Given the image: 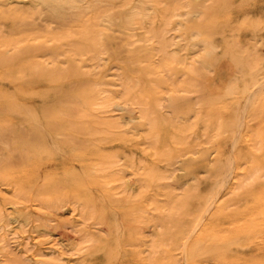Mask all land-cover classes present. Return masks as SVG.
<instances>
[{"label": "bare ground", "instance_id": "bare-ground-1", "mask_svg": "<svg viewBox=\"0 0 264 264\" xmlns=\"http://www.w3.org/2000/svg\"><path fill=\"white\" fill-rule=\"evenodd\" d=\"M245 2L0 0V264H243L190 241L206 216L261 197V166L225 145L264 70L246 67L241 38L205 31L238 28ZM219 54L238 72L223 108L235 115L198 133L192 116L223 117L188 89ZM217 137L212 156L203 144Z\"/></svg>", "mask_w": 264, "mask_h": 264}, {"label": "rangeland", "instance_id": "rangeland-1", "mask_svg": "<svg viewBox=\"0 0 264 264\" xmlns=\"http://www.w3.org/2000/svg\"><path fill=\"white\" fill-rule=\"evenodd\" d=\"M233 17L240 24L238 28L235 24L232 25V22L227 26V20L219 19L209 23V28L206 24L205 31L211 35V40L216 44L222 40L233 38L237 46V40L241 38V44H238L237 49H240L241 58L246 61V67L255 66V70L263 71L264 0H246L243 11L239 14L236 13ZM224 31L225 35L223 34ZM225 36L226 38H224ZM221 52V49L218 50V53ZM203 73L205 78L203 85L197 88H189L190 93L187 95L193 99H199L198 101L202 102L201 104L204 103L203 100H207V104L210 103L216 109L220 108V115L223 119L221 121H217L214 117L196 119L195 116H192L189 121L192 123V128L196 123L194 129H192L193 131L197 132L199 130L198 133H201L208 130L212 135L221 134L230 125L231 116L235 115L232 111H225L223 108L236 103L234 96L230 93L237 89L234 80L238 76V72L235 69L232 70L227 65V61L219 54L211 63L209 69ZM236 105L243 115V129L240 135H234L233 138L227 140L225 149L229 150L232 143L236 144L235 154L239 158L238 164H258L264 171V90L258 93L250 103L242 101ZM186 110V106L181 108V115H185L183 117H189ZM181 119L179 120L182 121ZM198 120L201 123H197ZM204 121H207L208 129H205V125L202 123ZM219 123H222L223 127H219ZM257 134H260L262 138L259 146L255 143ZM222 142L224 141L219 138L217 141L203 145L209 154L213 153L212 156H216L215 151L223 146ZM14 155L16 156L17 153L15 152ZM191 156L192 154H188L185 158ZM13 160L16 161V157ZM172 162L176 163V161ZM190 168H193V171L192 169H185L178 172L179 180H188L194 176V173L199 171L194 165ZM262 182L259 187L261 197L258 200H246V205L253 204L252 207L254 208L255 205L256 209H242L236 213L206 216L199 230L190 241V245L202 246L201 249L204 250L208 247L207 250L212 253L228 255V260H240L243 264H264V178ZM30 235L31 233L28 232L25 237ZM74 243L73 240L64 242V244H67V248H71ZM142 249H145V247L141 246L140 250ZM205 259L207 261L214 260L213 257Z\"/></svg>", "mask_w": 264, "mask_h": 264}]
</instances>
